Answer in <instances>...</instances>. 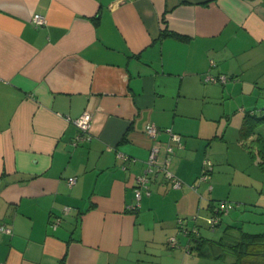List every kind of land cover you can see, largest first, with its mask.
<instances>
[{"label": "crops", "instance_id": "obj_1", "mask_svg": "<svg viewBox=\"0 0 264 264\" xmlns=\"http://www.w3.org/2000/svg\"><path fill=\"white\" fill-rule=\"evenodd\" d=\"M231 110L264 115V0H0V264H232L188 248L179 225L204 237ZM170 133L182 185L157 172L136 201ZM252 135L239 145L257 160L245 142L260 140L264 158Z\"/></svg>", "mask_w": 264, "mask_h": 264}, {"label": "rangeland", "instance_id": "obj_2", "mask_svg": "<svg viewBox=\"0 0 264 264\" xmlns=\"http://www.w3.org/2000/svg\"><path fill=\"white\" fill-rule=\"evenodd\" d=\"M231 111L227 112L231 125L229 123L225 136L229 148L228 154H221L218 161H214V172L219 173L218 181L221 185L218 195L216 196V189L214 195L218 202L227 201L232 204V208L229 209V214L222 218V224L213 230L208 229L205 223L208 217L205 209H201V215L197 221L201 226L202 235L211 239L219 238L228 225L240 226L241 230L248 233H264V169L260 168L264 166V158H261L259 154L261 146L258 142L253 144L250 140L245 142L246 146L250 147V151L255 153L257 161L250 157L245 147L242 148L239 145L241 136H238V130L241 128L242 120L246 118H243L244 113L238 114L236 111ZM249 122L252 125L250 135L264 136V127H259L261 123L253 119H249ZM259 161L261 163H258ZM207 182L206 186L215 188L214 181Z\"/></svg>", "mask_w": 264, "mask_h": 264}, {"label": "built area", "instance_id": "obj_3", "mask_svg": "<svg viewBox=\"0 0 264 264\" xmlns=\"http://www.w3.org/2000/svg\"><path fill=\"white\" fill-rule=\"evenodd\" d=\"M32 22L36 27H42L46 23L44 17L40 15H33ZM205 81L213 82V83L225 82L226 77L221 76L219 78H214V77L207 76L205 77ZM90 121H91L90 114L86 112L72 122L74 126L78 129V135L76 136L75 140L72 142L73 146L78 145L79 142H81L82 140L86 138L87 132L90 128ZM145 133L149 137L155 138L156 135L159 133V131H158V128L154 124L150 123L146 125ZM170 135H171L170 136L171 143H167L165 145V148H164L165 158L163 159L162 162L160 163L158 162V156L160 154V149L157 146L151 149L148 160H147V169L144 175H142L141 177H138L136 180V188L134 191L135 192L134 197L136 201H138V199L140 198L141 188H145L147 190V185L149 181L151 180L150 179L151 177H149V175H154L157 172H161L163 174L164 178L167 181H169L172 188L177 189L182 185V182L179 179H177L175 176L171 175V173L168 171V160L166 157L174 153L175 146L180 145V137L178 135L171 134V133ZM211 171H212L211 162L209 160H205L203 171L200 176V181L207 182L210 178ZM74 182H75L74 178H70L67 180V183L69 186L74 184ZM209 189H211V187H209ZM66 210L67 209L65 208L64 211ZM227 211H228V208L226 207L225 203L223 202L215 203L214 208L210 211V215L208 216L206 220V223L209 229L213 230L215 226L219 224L220 217H221L219 213L224 214V213H227ZM58 224H59V220H56L53 226L55 227ZM179 225L182 227L181 229H183V233L186 234V228L184 229L183 227L184 224L182 223V221H179ZM0 231L9 232V230L4 225L0 226ZM170 243L171 245H174L176 243V239L172 238L170 240Z\"/></svg>", "mask_w": 264, "mask_h": 264}, {"label": "trees", "instance_id": "obj_4", "mask_svg": "<svg viewBox=\"0 0 264 264\" xmlns=\"http://www.w3.org/2000/svg\"><path fill=\"white\" fill-rule=\"evenodd\" d=\"M245 118L240 131L242 138L251 134L249 119L264 123V115L257 117L253 112H246ZM256 142L260 140L256 139ZM213 208L212 203L210 210ZM219 215L221 220L223 214ZM186 235L189 239L188 248L193 245V249L208 258L229 259L232 264H264V233H248L241 230L240 226L228 225L217 240L207 239L189 228L186 229Z\"/></svg>", "mask_w": 264, "mask_h": 264}]
</instances>
